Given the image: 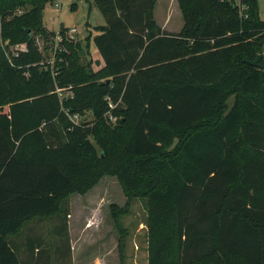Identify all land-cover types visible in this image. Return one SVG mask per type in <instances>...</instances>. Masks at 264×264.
<instances>
[{
	"label": "trees",
	"instance_id": "trees-1",
	"mask_svg": "<svg viewBox=\"0 0 264 264\" xmlns=\"http://www.w3.org/2000/svg\"><path fill=\"white\" fill-rule=\"evenodd\" d=\"M54 1L0 0V264H21L9 237L26 222L63 203L66 221L70 195L103 176L126 197L109 206L121 264L135 198L147 264H264L258 0H176L178 31L157 23L156 0H92L102 64L84 59L90 34L45 60L37 40L54 35L43 23Z\"/></svg>",
	"mask_w": 264,
	"mask_h": 264
},
{
	"label": "rangeland",
	"instance_id": "rangeland-1",
	"mask_svg": "<svg viewBox=\"0 0 264 264\" xmlns=\"http://www.w3.org/2000/svg\"><path fill=\"white\" fill-rule=\"evenodd\" d=\"M59 6L48 4L43 11V23L52 31H57L60 25L70 29L76 28V33L72 35L74 40L81 39L82 41L90 34L88 40V55L84 59H91V61H99V54L93 42V36L96 34V26L104 25L105 20L94 5L92 0H58ZM258 10L261 19L264 20V0H258ZM154 17L159 25L165 26L166 29L178 30L183 24L182 16L179 11L176 0H156L154 7ZM84 43V41H83ZM94 69L99 68V64H92ZM92 120L90 112H86L80 119ZM93 200H84L83 208L77 206L78 203L74 198L76 196L86 197ZM126 202L122 189L113 176H103L97 185L90 189L85 194L74 193L69 197V205L75 211V218L80 220L85 217L89 208H96L92 213L91 219L95 223L113 224L110 217V204L123 206ZM145 199L135 198L132 200L129 213L121 218L122 225L127 229L124 237L123 245V262L124 264H147V237H146V221L147 213L145 206ZM74 206V207H73ZM65 203L61 205L60 211L49 218H35L30 222L24 224L21 232L17 236L9 237L13 240H31L37 248L35 253L39 251L38 255H43L47 258L48 264H59L58 256L54 254L55 247L50 245V240L60 238L56 233V229L52 227L51 222L54 219H61L62 213L65 210ZM82 209L83 212H80ZM61 223V222H60ZM63 224V225H62ZM63 232L65 233L64 222L61 223ZM112 238L118 240L119 233L117 229L112 226ZM103 232V231H102ZM63 233V235H64ZM62 234V233H61ZM37 235V237H36ZM114 240V239H113ZM114 245V244H113ZM117 245V244H116ZM61 248H59V251ZM34 251V248H33ZM112 257H110L112 264L119 263L118 247H112ZM62 264H71V260L65 256L62 257Z\"/></svg>",
	"mask_w": 264,
	"mask_h": 264
},
{
	"label": "crops",
	"instance_id": "crops-1",
	"mask_svg": "<svg viewBox=\"0 0 264 264\" xmlns=\"http://www.w3.org/2000/svg\"><path fill=\"white\" fill-rule=\"evenodd\" d=\"M162 27L166 29L165 26L162 25ZM166 30L175 31L170 29ZM99 61L100 64L103 63L101 57H99ZM88 196L90 197V195H87L85 198L76 196L74 201L76 199L78 202L76 203L77 206L79 207L80 204V208H83L84 200L91 199ZM79 211L83 212L82 209H79ZM95 211L96 208H89L85 214V217L77 220L75 218L74 209L70 207L66 221L62 217L61 219H54L51 222L52 227L56 229V233H58L60 236V238L56 236V238L50 240V245L55 247L54 254L59 257L57 258L60 260L59 264H62L63 256H65V258L68 257V259L71 260V264H112L110 260V257H112V247H115L117 246L116 244H118V240L116 242L115 238H112L111 230L113 228L112 226L114 225H101L98 222L95 223L96 221L93 222L91 216ZM60 222L66 223L65 233L62 230ZM10 242V245L17 249L21 264H48L47 258L44 255L43 257L39 256V251L37 254L35 253L37 248L33 244V241L13 240L10 238ZM59 248H61L60 251Z\"/></svg>",
	"mask_w": 264,
	"mask_h": 264
},
{
	"label": "built area",
	"instance_id": "built-area-1",
	"mask_svg": "<svg viewBox=\"0 0 264 264\" xmlns=\"http://www.w3.org/2000/svg\"><path fill=\"white\" fill-rule=\"evenodd\" d=\"M55 6H59L58 0L54 1ZM76 33V28L72 27L70 29H67L63 32L58 29L57 31L54 32V35L50 38L48 42H44L42 39L37 40V44L39 49L42 51V53L45 56V60L48 63H53L56 61H60L62 59L61 56H58V53L65 52L67 51V48L64 44V42H70L71 40H74L72 35ZM19 49H23V45L17 46ZM10 51L16 55L15 48L12 47ZM57 91H60V89H57ZM69 118L73 122H79V119L81 118L78 114H72L69 115Z\"/></svg>",
	"mask_w": 264,
	"mask_h": 264
},
{
	"label": "water",
	"instance_id": "water-1",
	"mask_svg": "<svg viewBox=\"0 0 264 264\" xmlns=\"http://www.w3.org/2000/svg\"><path fill=\"white\" fill-rule=\"evenodd\" d=\"M106 82H108V80Z\"/></svg>",
	"mask_w": 264,
	"mask_h": 264
}]
</instances>
